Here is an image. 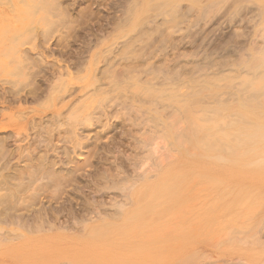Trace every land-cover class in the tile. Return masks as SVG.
Instances as JSON below:
<instances>
[{
	"label": "rangeland",
	"instance_id": "rangeland-1",
	"mask_svg": "<svg viewBox=\"0 0 264 264\" xmlns=\"http://www.w3.org/2000/svg\"><path fill=\"white\" fill-rule=\"evenodd\" d=\"M5 1L0 0L3 3L0 4V121L4 117L9 122L6 121L4 130L0 128V139L4 143L0 140V184L5 189L7 183L14 185L19 181L23 184L28 181L26 184L31 188L38 186L35 192L32 189L23 192L30 194H24L28 200L39 196L34 199L36 203L31 205L32 208L27 211L24 209V212L23 209L18 210L21 212L16 211L22 213V222L25 220L23 223L27 229H32L40 219L43 225L48 220L52 225L55 224L53 228L60 231H51L58 236L65 233L60 238L56 237L58 241L54 238L50 243L58 253L56 248L71 245L76 236L79 241H87L94 233L91 235L88 228H97L94 234H97L99 245L98 264H127L133 262V256H140L141 253L146 260L148 254H144L148 252V256H151L150 249L156 250L153 255L156 253L169 258L168 264H264V161L261 168L258 165L260 156H264V86L254 89L249 85V79L260 80V85L264 83V0ZM60 65L63 69L59 68ZM35 86L37 94L33 97L28 93L33 98L24 96L29 88ZM22 87L26 89L25 93ZM90 101L94 104H90ZM186 103L189 104L184 108ZM239 103L245 109L254 111L252 114L256 119L251 126L257 127L263 134H259L261 138L242 136L233 139L235 142L254 143L248 150L249 154L244 152L251 170L235 188L236 193L246 191L237 196L238 202L233 210L224 206L232 200L229 189L228 192L226 188L220 193L214 184L210 189H205L204 179L197 177L191 180L187 188L173 193V199L166 197V203L159 205L158 211H149L143 226L128 231L112 227L114 223L123 224L125 209L133 207L132 191L141 190L145 178L153 181L162 168L174 162L179 150L189 149L190 146L186 145L189 143L185 141L189 139L186 128L189 117L185 112L190 107L196 114L210 117L215 113H212L216 111L215 108L225 105L234 107ZM54 106L60 108L59 114L52 111ZM102 111L107 113L105 117L101 115ZM231 111H226L222 115L223 119H236L237 113ZM17 114H21L22 118H14ZM128 117L130 120L126 119ZM24 118L28 125L24 124ZM31 118H36L33 128L27 122H31ZM100 119L103 121L101 128L98 126ZM89 121H92L90 126ZM50 125H54L53 129ZM46 127L53 131L57 127V130L52 132L54 135L48 134L50 130L47 131ZM95 130L99 136L94 133ZM81 131H88L89 136L82 137ZM62 133L63 138L66 137L63 142ZM74 139L78 141L76 145ZM182 139L185 146H182ZM177 140H182L180 143L183 148L177 145ZM18 144L22 145L20 149L16 148ZM140 144H144L142 148ZM223 145L227 149L228 142L225 141ZM71 146L76 147L74 151ZM226 161L232 164L230 158ZM47 171H52L51 175L48 172L45 176ZM26 172L29 174L24 175ZM52 173L57 178H52ZM39 176L44 177L41 179ZM1 179H4V184ZM3 191L0 194L5 193ZM124 205L127 207L124 208ZM223 206L226 209H221ZM208 210L212 211L211 214H206ZM0 220L4 230L9 225L19 228V225H11L6 219ZM95 223L99 227H93ZM41 227L39 229L42 232L48 228L46 225ZM6 247L1 245L0 253L4 249L8 252L0 254V262L3 261L0 264H19L18 258L9 256L17 253V248ZM38 253L35 255L38 256ZM174 254L175 257H172ZM33 256L31 254L28 257L30 264H33ZM25 260L20 261L30 262Z\"/></svg>",
	"mask_w": 264,
	"mask_h": 264
},
{
	"label": "bare ground",
	"instance_id": "bare-ground-1",
	"mask_svg": "<svg viewBox=\"0 0 264 264\" xmlns=\"http://www.w3.org/2000/svg\"><path fill=\"white\" fill-rule=\"evenodd\" d=\"M2 1V0H1ZM5 1V0H4ZM42 1V0H41ZM45 1V0H44ZM6 2V1H5ZM43 3V2H42ZM0 4H3V3H0ZM34 35V32L31 34V36H33ZM29 36H30V34H29ZM26 38V37H25ZM20 39H22V38H20ZM42 56H45V55H42ZM29 58H31V57H29ZM262 58H263V56H262ZM33 59V58H32ZM47 61V60H46ZM47 63V62H46ZM59 65V64H58ZM17 66V65H16ZM65 66V65H64ZM89 67L91 66V65H88ZM68 67V66H67ZM59 68H61V65H60V67ZM92 68V67H91ZM52 69V68H51ZM61 69H63V68H61ZM42 70V69H41ZM54 70V69H53ZM65 70H66V67H65ZM87 70V69H86ZM88 70H90V69H88ZM89 72V71H88ZM48 75V74H47ZM93 75V74H92ZM53 76H55V75H53ZM46 77V76H45ZM51 79V78H50ZM255 79V78H254ZM251 81H253L252 83H251ZM260 81V80H259ZM259 81H257V80H251V79H249V85H251V87L252 88H254V89H257V87H260V86H264L263 84L264 83H262L261 85H260V83H259ZM89 82V80H87V83ZM94 82V81H93ZM262 82H264V80L262 81ZM89 83H92V82H89ZM94 83H97V81L96 82H94ZM36 84V83H35ZM32 85V84H31ZM91 85H93V83L91 84ZM30 86V85H29ZM94 86V85H93ZM92 86V87H93ZM90 87V86H89ZM18 88V87H17ZM29 88V87H28ZM40 88H42V87H40ZM64 88V87H63ZM80 88V87H79ZM83 88V87H82ZM101 88V87H100ZM99 87H98V89H100ZM14 88H12L11 90H13ZM21 89V88H20ZM30 89V90H29ZM27 91H26V93H25V90L26 89H24V87H22V90H24V93H25V95L24 96H27V95H29L30 96V94H31V96H35L36 94H37V86H35L34 88H29ZM64 89H67L66 87L64 88ZM69 89V88H68ZM91 89V88H90ZM10 90V89H9ZM10 90V91H11ZM16 90V89H15ZM40 90V89H39ZM63 90V89H62ZM70 90V89H69ZM73 90H74V88H73ZM104 90V89H103ZM174 90V89H173ZM4 91V90H3ZM20 91V90H19ZM51 91H53V90H51ZM66 91V90H65ZM82 91V90H81ZM102 91V90H101ZM175 91V90H174ZM13 92V91H12ZM39 92V91H38ZM67 92V91H66ZM86 92H88V90L86 91ZM85 92V93H86ZM97 92V91H96ZM95 92V93H96ZM5 93V92H4ZM6 93H7V91H6ZM10 93V92H9ZM15 93V92H14ZM28 93H30V94H28ZM53 93V92H52ZM81 93V92H80ZM186 93V92H185ZM23 94V93H22ZM59 94V93H58ZM69 94V93H68ZM82 94H83V92H82ZM4 95V94H3ZM9 95V94H8ZM7 95V96H8ZM19 95V94H18ZM52 95V94H51ZM60 95V94H59ZM62 95V94H61ZM67 95V94H66ZM74 95V94H73ZM72 95V96H73ZM90 95V94H89ZM30 96V97H31ZM71 96V95H70ZM85 96V95H84ZM84 96H83V98H84ZM33 97H31V98H33ZM47 97V96H46ZM90 97V96H89ZM93 97V96H92ZM5 97L3 96V99H4ZM37 98V97H36ZM64 98V97H63ZM23 99V98H22ZM47 100H48V98H46ZM77 99V98H76ZM91 99V98H90ZM96 99V98H95ZM39 100V99H38ZM5 101V100H4ZM31 101V100H30ZM85 101V100H84ZM179 101V100H178ZM12 102V101H11ZM17 102V101H16ZM21 102V101H20ZM73 102V101H72ZM91 102L92 101H90V104H91ZM184 102V101H183ZM183 102H181V103H183ZM187 102V101H186ZM239 102V101H238ZM18 103V102H17ZM89 103V102H88ZM93 103V102H92ZM95 103H96V101H95ZM105 103V102H104ZM180 103V104H181ZM185 103V102H184ZM4 104V102L2 101V106H4L3 105ZM20 104V103H19ZM90 104H88V105H90ZM94 104V103H93ZM97 104V103H96ZM187 104H189V103H186L185 105H183L184 106V108H185V106L187 105ZM243 104V103H242ZM1 105V104H0ZM52 105H54V104H52ZM69 105H70V103H69ZM233 105V104H232ZM235 105V104H234ZM245 105V104H244ZM56 106V105H55ZM54 106V108H53V112H55V114H59V112H60V108H56ZM123 106V105H122ZM194 106V105H193ZM52 107V106H51ZM50 107V108H51ZM85 107H86V105H85ZM84 107V108H85ZM90 107V106H89ZM94 107H95V105H94ZM102 107V106H101ZM119 107H121V106H119ZM182 107V106H181ZM190 107V106H189ZM195 107V106H194ZM2 108V107H1ZM49 108V109H50ZM81 108V107H80ZM83 108V107H82ZM87 108V107H86ZM85 108V109H86ZM96 108H98V107H96ZM116 108V107H115ZM114 108V109H115ZM122 108V107H121ZM193 108V107H192ZM246 108H247V106H246ZM46 109V108H45ZM48 109V108H47ZM65 109V108H64ZM85 109H84V112H85ZM92 109V108H91ZM102 109V108H101ZM230 109V110H229ZM2 110V109H1ZM11 110V109H10ZM82 110V109H81ZM80 110V111H81ZM90 110V109H89ZM88 110V111H89ZM93 110V109H92ZM106 110V109H105ZM115 110H119V109H115ZM132 110V109H131ZM134 110V109H133ZM132 110V111H133ZM183 110V109H182ZM211 110V109H210ZM210 110H208L207 112H209ZM214 110V109H213ZM213 110H211V111H213ZM215 110L216 111H213L212 113H214L213 115H209L210 117H207L206 116V114H196L194 111H193V109H191V107H190V110H188V112H185V113H188V119H189V122H188V120H187V122H188V124L186 125V128H187V131H188V134H189V139L188 140H185V141H187L186 143H189V144H186V145H189L190 147H189V149H181V150H179V153L177 154L178 156L177 157H175L174 159V162L173 163H171L170 165H168V166H166L165 168H162V170L160 171V173L159 174H157V177L153 180V181H149L148 179L146 180V178L144 179V184L142 185V184H140V185H142V187H141V190L140 189H137V191H136V189H135V191H132V189H131V191L133 192V195H131L132 197H134L132 200H133V203H132V205L131 206H133V207H130V208H128V209H125L126 211H125V213H124V217H123V224H118V223H114V224H111L112 225V227L113 226H115L116 228H117V230L120 228V230H125V231H128V230H132V229H135L136 227H138V226H140V225H144L145 223H146V215L148 214V212L149 211H154V212H156V211H158L159 210V205H161V204H163V203H166V197L167 198H169V199H173V193H176V192H179L180 190H183V189H185V188H187L188 186H189V183L191 182V180H193L194 178H197V177H202L203 179H204V188L205 189H210L211 187H212V185L214 184V185H216L217 187H218V189L221 191L220 193H222L223 192V190H225L226 188H227V192H228V189L230 190L229 192H228V194H229V196H232V200L230 201V202H228V204L226 205H224L226 208H228L229 210H233L234 209V205H236V203L238 202L237 201V196H239V195H243V192L245 193V191L244 190H242V191H237V193L235 192V188H236V186L237 185H239V183H241L242 182V179H243V177L245 176V174L248 172V170H251L250 169V167H249V162L247 161V159H245V157H244V152L246 151V153H248L249 151V149H250V147L252 146V145H254V143L252 142V141H245V142H235L233 139H235V137H242V136H248L250 139L251 138H253L254 136L256 137H258V138H261L262 137V135H259V134H263L262 132L263 131H259V130H257L256 128L257 127H255V126H251V125H253V120H255L256 119V116L254 117V115L252 114L254 111L252 110L251 111V109L250 110H247V109H245L244 108V106H242L240 103L236 106H234V107H228L227 105H225V106H222V107H219L218 109H216L215 108ZM231 110H233V111H231ZM3 111V110H2ZM19 111H21V110H19ZM23 111H25V109L23 110ZM45 111V110H44ZM51 111V110H50ZM63 111V110H62ZM71 111V110H70ZM69 111V112H70ZM117 111H115V112H117ZM226 111H231V112H236L237 113V118H236V115H235V118L236 119H233V120H230L229 118H227V120H229V121H226L225 119H223L224 117L222 116V115H224V113L226 112ZM5 112V111H4ZM103 112V111H102ZM108 112V111H107ZM112 112V111H111ZM12 113H14V111L12 112ZM20 113V112H19ZM18 113V114H19ZM24 113V112H23ZM46 113V112H45ZM75 113H77V112H75ZM86 113H87V111H86ZM142 113V112H141ZM10 114V113H9ZM15 115L14 116V118L16 117V116H21V114L20 115ZM26 114V117H27V113H25ZM33 114V113H32ZM31 114V115H32ZM40 114V113H39ZM61 114V113H60ZM99 114H101V112L99 113ZM108 114H110V111L108 112ZM229 114V113H228ZM232 113H230V115H231ZM24 115V114H23ZM76 115H78V114H76ZM82 115V114H81ZM102 116H106L107 115V113H102L101 114ZM137 115V114H136ZM226 115V114H225ZM9 115H7V117H8ZM59 116V115H58ZM62 116H64V115H62ZM61 116V117H62ZM73 116V115H72ZM84 116V115H83ZM117 116V115H116ZM6 117V118H7ZM30 117V116H29ZM52 118H54L53 116H51ZM51 117H49V118H51ZM60 117V116H59ZM74 117V116H73ZM77 117V116H76ZM80 117V116H79ZM88 117V116H87ZM86 117V118H87ZM92 117V116H91ZM101 117V116H100ZM21 118H22V116H21ZM33 118V117H32ZM31 118V122L30 121H27L28 123H29V127H31V128H33L34 127V125H33V122L35 121L34 119H36V118H34V119H32ZM38 118V117H37ZM69 118V117H68ZM85 118V119H86ZM90 118V117H89ZM95 118V117H94ZM103 118V117H102ZM112 118H114L115 119V117H112ZM121 118V117H120ZM65 119V118H64ZM71 118H69V120H70ZM82 119V118H81ZM88 119V118H87ZM86 119V120H87ZM99 119V118H98ZM126 119H129V117L128 118H126ZM136 119V118H135ZM140 119H142V118H140ZM4 120V121H3ZM9 119L7 118V120L6 121H8ZM14 120V119H13ZM13 120H12V122H13ZM19 120H20V118H19ZM29 120V119H28ZM34 120V121H33ZM38 120V119H37ZM52 120V119H51ZM61 120V119H60ZM68 120V121H69ZM97 120V119H96ZM95 120V121H96ZM105 120V119H104ZM107 120H109V119H107ZM107 120H106V122H107ZM130 120V119H129ZM6 121H5V119H4V117L1 119V121H0V128L2 127V129H3V126L4 125H6ZM15 121H18V120H15ZM21 121V120H20ZM20 121H18V122H20ZM66 121H67V119H66ZM71 121V120H70ZM68 122V123H71V122ZM126 121V120H125ZM3 122H5V123H3ZM9 122V121H8ZM23 122V121H22ZM26 122V120H25V118H24V124H26L25 123ZM37 122V121H36ZM36 122L34 123V124H36ZM39 122V121H38ZM92 122V121H91ZM90 121H89V126H90V123H91ZM98 122H99V125L98 126H100V128H101V126H103V121L100 119V120H98ZM122 122V121H121ZM120 122V123H121ZM128 122V121H127ZM137 122H138V120H137ZM140 122V121H139ZM51 123H54L53 121L51 122ZM75 123H76V121H75ZM74 123V124H75ZM104 123H105V121H104ZM115 123V122H114ZM124 123V122H123ZM133 123V122H132ZM252 123V124H251ZM14 124V123H13ZM17 124V123H16ZM55 124H56V122H55ZM54 124V125H55ZM72 124V127H74V125H73V123H71ZM80 124V123H79ZM88 124V123H87ZM97 124V123H96ZM110 124V123H109ZM108 124V125H109ZM116 124V123H115ZM134 124V123H133ZM136 124V123H135ZM260 125H262V123H259ZM26 125H28V124H26ZM47 125V124H46ZM54 125H52V126H54ZM59 125V124H58ZM62 125V127H63V125H64V123L63 124H61ZM95 125V124H94ZM106 125V124H105ZM256 125V124H255ZM41 126V125H40ZM49 126V125H48ZM51 126V125H50ZM51 126V128L53 129V127ZM77 126V125H76ZM80 126V125H79ZM78 126V127H79ZM86 126V125H85ZM113 126V125H112ZM171 126V125H170ZM173 126V125H172ZM21 127V126H20ZM72 127H71V130L73 131V129H72ZM19 128V127H18ZM44 128V127H43ZM47 128V131H48V127H46ZM57 128V127H56ZM54 129V131L55 130H57V129ZM65 128V127H64ZM89 128V127H88ZM91 128V127H90ZM132 128V127H131ZM14 129V128H13ZM23 129V128H22ZM21 129V130H22ZM51 129V130H52ZM60 129V128H59ZM67 129V128H66ZM87 129V128H86ZM4 130V129H3ZM50 130V129H49ZM50 130V132L48 131V134L49 133H54V131L52 130L51 131ZM69 130H70V128H69ZM70 130V131H71ZM91 130V129H90ZM98 130V129H97ZM100 130V129H99ZM102 131H103V129H101ZM107 130V129H106ZM105 130V131H106ZM112 130V129H111ZM174 130H176V132H177V129H175L174 128ZM61 131H63V128H62V130ZM65 131H67V130H65ZM71 131V133H73ZM84 131V130H83ZM96 131V130H95ZM108 131V130H107ZM33 132H35V131H33ZM58 133H60L61 134V132L60 131H57ZM56 132V133H57ZM69 132V131H68ZM74 132H75V130H74ZM82 132V131H81ZM91 132H93V131H91ZM115 132V131H114ZM113 132V133H114ZM31 133H32V131H31ZM52 133V134H53ZM56 133H55V135H56ZM57 133V134H58ZM64 133H66V132H64ZM64 133H62V138H63V135H64ZM83 133V132H82ZM87 133V134H86ZM86 133H83L81 136L83 137V136H89V134H88V131L86 132ZM96 135H98L99 134V132L98 131H96V132H94ZM109 133V132H108ZM112 133V134H113ZM173 133H175L174 131H173ZM11 134V133H10ZM33 134V133H32ZM36 134H37V132H36ZM60 134H58V135H60ZM67 134V133H66ZM65 134V135H66ZM69 134V133H68ZM24 135H27V134H25L24 133ZM30 135V134H29ZM41 135V134H40ZM54 135V134H53ZM72 135V134H71ZM70 135V136H71ZM109 135V134H108ZM12 136V135H11ZM31 136V135H30ZM39 136V135H38ZM43 136H44V134H43ZM61 136V135H60ZM67 136V135H66ZM93 136V135H92ZM99 136V135H98ZM253 136V137H252ZM16 137H17V135H16ZM26 137H28V136H26ZM34 137V136H33ZM35 137H37V136H35ZM34 137V138H35ZM58 137V136H57ZM65 137V136H64ZM68 137V136H67ZM96 137V136H95ZM94 137V138H95ZM105 137V136H104ZM143 137V136H142ZM11 138V137H10ZM20 138V137H19ZM18 138V140H20L21 139V143H22V138H20L19 139ZM30 138V137H29ZM29 138H27V139H29ZM38 138V137H37ZM43 138V137H42ZM55 138H56V136H55ZM61 138V140H62V142L65 140V138H63L62 139ZM71 138V137H70ZM94 138H93V140H94ZM113 138V137H112ZM145 138H146V136H145ZM2 139H3V137H2ZM12 139V138H11ZM44 139V138H43ZM237 140H238V138H236ZM249 139V140H250ZM1 140V139H0ZM37 140V139H36ZM39 140H41V137L39 138ZM67 140V139H66ZM84 140V139H83ZM91 140V139H90ZM102 140H103V138H102ZM107 140V139H106ZM150 140V139H149ZM183 140V139H182ZM182 140H177V145L178 144H180V145H178V146H180V148H183V147H181V141ZM3 140H1V142H2ZM9 141V140H8ZM15 141H16V139H15ZM25 141V140H24ZM69 141V140H68ZM71 141V140H70ZM79 141H80V139H79ZM92 141V140H91ZM96 141V140H95ZM99 141V140H98ZM114 141V140H113ZM145 141V139L143 140V142ZM184 141V140H183ZM185 141L184 142H182V146H185L184 144H185ZM225 141H227L228 142V147H227V149H225V146L223 145L224 144V142ZM36 142V141H35ZM51 142V141H50ZM49 142V143H50ZM58 142V141H57ZM56 142V143H57ZM93 142V141H92ZM101 142V141H100ZM99 142V143H100ZM103 142V141H102ZM3 143V142H2ZM12 143V142H11ZM18 143V142H17ZM38 143V142H37ZM49 143H47V144H49ZM65 143V142H64ZM66 143H67V141H66ZM75 145L78 143V141L76 140V139H74V142H73ZM94 143V142H93ZM111 143V142H110ZM146 143V142H145ZM13 144V143H12ZM29 144V143H28ZM27 144V145H28ZM34 144V143H33ZM51 144H53V143H51ZM55 144V143H54ZM60 144H61V142H60ZM67 144H69V143H67ZM81 144V143H80ZM79 144V145H80ZM98 144V143H97ZM102 144V143H101ZM226 144V143H225ZM246 146H245V145ZM3 145H4V143H3ZM50 145V144H49ZM63 145H65V144H63ZM78 145V146H79ZM141 145V144H140ZM144 145V144H143ZM143 145H141V148H142V146ZM1 146H2V144H1ZM20 146H22V145H20V144H18L17 145V147L16 148H19L20 149ZM62 146V145H61ZM82 146V145H81ZM85 146V145H84ZM95 146V145H94ZM93 146V147H94ZM104 146V145H103ZM107 146H108V144H107ZM110 146V145H109ZM30 147V146H29ZM35 147V146H34ZM33 147V148H34ZM48 148H50V146H47ZM68 147V146H67ZM72 147V149H73V151H74V148H76V147H73V146H71ZM80 147V146H79ZM83 147V146H82ZM1 148H3V146L1 147ZM179 148V149H180ZM186 148V147H185ZM30 149V148H29ZM52 149V148H51ZM55 149V148H54ZM53 149V150H54ZM92 149V148H91ZM253 149V148H252ZM251 149V150H252ZM3 150V149H2ZM12 150V149H11ZM47 150H49V149H47ZM88 150V149H87ZM107 150V149H106ZM111 150V149H110ZM23 151V150H22ZM25 151H27V150H25ZM32 151V150H31ZM64 151H67V149L66 150H64ZM64 151H63V153H64ZM75 151H76V149H75ZM113 151V150H112ZM10 152V151H9ZM97 152H98V150H97ZM106 152V151H105ZM118 152V151H117ZM17 153V152H16ZM28 153V152H27ZM52 153V152H51ZM54 153V152H53ZM58 153V152H57ZM82 153H83V151H82ZM93 153V152H92ZM111 153V152H110ZM245 153V154H246ZM250 153V152H249ZM248 153V154H249ZM99 154V153H98ZM107 154V153H106ZM109 154V153H108ZM114 154H115V152H114ZM114 154H111V155H113V156H115ZM117 154V153H116ZM119 154V153H118ZM20 155V154H19ZM44 156H46L45 154H43ZM73 155H75V154H73ZM84 155V154H83ZM88 155H90V154H88ZM101 155V154H100ZM111 155H110V157H111ZM170 155V154H169ZM168 155V156H169ZM2 156H4V154L2 155ZM8 156H9V154H8ZM28 156V155H27ZM38 156V155H37ZM52 156V155H51ZM57 156V155H56ZM67 156V155H66ZM69 156H70V154H69ZM86 156V155H85ZM99 155H97V157H98ZM7 157V156H6ZM5 157V158H6ZM15 157V156H14ZM24 157V156H23ZM30 157V156H29ZM58 157V156H57ZM56 157V158H57ZM81 157V156H80ZM90 157V156H89ZM170 157V156H169ZM2 158V157H1ZM4 158V159H5ZM10 158V157H9ZM34 158V157H33ZM49 158V157H48ZM54 158V157H53ZM71 158V157H70ZM101 158V157H100ZM102 158H103V156H102ZM109 158V157H108ZM115 158V157H114ZM229 158L232 160V164L231 165H229L228 164V162H230V161H226L227 159L229 160ZM4 159H3V161H4ZM24 159V158H23ZM51 159V158H50ZM80 159V158H79ZM112 159V158H111ZM21 160V159H20ZM46 160H47V158H46ZM49 160V159H48ZM47 160V161H48ZM70 160V159H69ZM68 160V161H69ZM87 160V159H86ZM164 160H165V158H164ZM31 161V160H30ZM29 161V162H30ZM33 161V160H32ZM39 161V160H38ZM41 161V160H40ZM46 161V162H47ZM50 161V160H49ZM48 161V162H49ZM53 161V160H52ZM65 161H67L66 159H65ZM71 161V160H70ZM264 161V156H260V159L258 160V165L260 166L261 165V163ZM37 162V161H36ZM77 162V161H76ZM227 162V163H226ZM45 163V162H44ZM58 163V162H57ZM68 163V162H67ZM74 163V162H73ZM72 163V164H73ZM84 163V162H83ZM1 164H3V163H1ZM6 164V163H5ZM34 164H35V162H34ZM40 164V163H39ZM51 164H52V162H51ZM80 164V163H79ZM82 164V163H81ZM163 164V163H162ZM161 164V165H162ZM4 165V164H3ZM2 165V166H3ZM31 165H32V163H31ZM30 165V166H31ZM38 165V164H37ZM45 165V164H44ZM49 165V164H48ZM47 165V166H48ZM54 165V164H53ZM74 165V164H73ZM87 165V164H86ZM117 165V164H116ZM1 166V167H2ZM17 166V165H16ZM29 166V167H30ZM35 166V165H34ZM39 166V165H38ZM63 166V165H62ZM79 166V165H78ZM83 166V165H82ZM81 166V167H82ZM89 166V165H88ZM158 166H160V165H158ZM24 167V166H23ZM23 167H20L21 168V170H23L22 168ZM33 167V166H32ZM45 167H46V165H45ZM44 167V168H45ZM57 167V166H56ZM60 167V166H59ZM77 167V166H76ZM108 167V166H107ZM111 167V166H110ZM262 167V165L260 166V168ZM11 168V167H10ZM19 168V169H20ZM48 168V167H47ZM62 168V167H61ZM106 168V167H105ZM119 168V167H118ZM158 168V167H157ZM5 169V168H4ZM7 169V168H6ZM29 169H31V168H29ZM82 169V168H81ZM84 169V168H83ZM87 169V168H86ZM90 169V168H89ZM88 169V170H89ZM94 169V168H93ZM114 169V168H113ZM160 169V168H159ZM15 170V169H14ZM17 170V169H16ZM20 170V171H21ZM32 170H33V168H32ZM40 170V169H39ZM48 170V169H47ZM68 170V169H67ZM75 170V169H74ZM106 170V169H105ZM121 170V169H120ZM17 171H19V170H17ZM19 171V172H20ZM26 171V170H25ZM24 171V172H25ZM34 171V170H33ZM43 171V170H42ZM56 171V170H55ZM90 171V170H89ZM108 171V170H107ZM134 171V170H133ZM13 172V171H12ZM11 172V173H12ZM23 172V171H22ZM21 172V173H22ZM29 172V171H28ZM45 172V171H44ZM49 171H47L44 175L46 176L47 175V173H48ZM50 172H52V171H50ZM49 172V173H50ZM64 172H66V171H64ZM110 172V171H109ZM115 172H117V171H115ZM125 172V171H124ZM10 173V176L12 175V174H14V172L11 174ZM18 173V172H17ZM27 173V172H26ZM38 174L40 173L39 171L37 172ZM58 173V172H57ZM73 173V172H72ZM74 173H75V171H74ZM79 173H80V171H79ZM85 172L83 171V174H84ZM118 173V172H117ZM134 173V172H133ZM29 173H27V174H24V175H28ZM31 174V173H30ZM53 174V173H52ZM77 174V173H76ZM101 173H99V175H100ZM109 174H111V173H109ZM22 176H23V174H21ZM33 175V174H32ZM43 175V174H42ZM50 175H51V173H50ZM86 175V174H85ZM94 175V174H93ZM113 175V174H112ZM116 175V174H115ZM140 175V174H139ZM155 175V174H154ZM54 176V177H53ZM53 176H51L52 178H57V176L55 177V175L53 174ZM83 176V175H82ZM111 176V175H110ZM120 176V175H119ZM122 176V175H121ZM131 176V175H130ZM17 177H19V176H17ZM25 177V176H24ZM29 177L31 178V176L29 175ZM33 177V176H32ZM40 177V176H39ZM44 177V176H43ZM42 177V178H43ZM143 177V176H142ZM145 177V176H144ZM1 178H3V177H1ZM5 178H6V176H5ZM26 178H28L27 176H26ZM41 178V177H40ZM41 178V179H42ZM58 178H59V176H58ZM61 178H62V176H61ZM92 178V177H91ZM90 178V179H91ZM94 178V177H93ZM102 178V177H101ZM100 177H99V179H101ZM115 178V177H114ZM136 178H138V176L136 177ZM149 178V177H148ZM20 179V178H19ZM32 179V178H31ZM35 179V178H34ZM49 179V178H48ZM63 179V178H62ZM74 179V178H73ZM110 179V178H109ZM2 180V179H1ZM4 180V179H3ZM2 180V181H3ZM20 180H22V178L20 179ZM36 181L38 180V179H35ZM35 180L33 181V182H35ZM40 180V179H39ZM38 180V181H39ZM139 181H140V178L138 179ZM146 180V181H145ZM10 181V180H9ZM41 181V180H40ZM49 181V180H48ZM137 181V180H136ZM6 182H8V180L6 181ZM26 182H28V181H25V184H26ZM30 182V181H29ZM31 182H32V180H31ZM43 182V181H42ZM135 182V181H134ZM2 184H4V181L3 182H1ZM13 183V182H12ZM51 183V182H50ZM138 183V182H137ZM141 183H143V182H141ZM8 185L6 186V189L5 188H3V187H5V186H3L2 187V185L0 184V186H1V188H3V190H5V193H3L4 191L0 188V190L1 191H3L1 194H0V219H6V220H8V221H6V222H9L10 221V223L9 224H16V225H19V228H14L13 226L12 227H10V225L9 226H6V227H9L8 229H6V230H4L5 229V227H3V226H0V248H1V245H3V248L4 247H6V246H4V245H9V246H7L6 248H8V247H13L15 250H16V248H17V253H15L14 255L11 253V255H9V256H12L11 258H13V256H15L13 259H15V258H18V260L17 261H19L20 263L21 262H23L22 264H25V263H31V260H30V258L28 259V257L29 256H31V254L32 255H34L33 257V259L35 260V258H36V262L33 260V264H60V263H68V264H98L99 263V251H98V248H99V245H98V240H97V238H96V235L97 234H94L95 232H97V228H88L89 230H90V234L92 233V232H94V233H92L93 235H95V237L92 235L91 237H89V238H87L88 240L87 241H84V242H82V241H79L78 239H79V237H75V239L77 240H75L74 242H72V244L71 245H69V246H66V247H61V248H56L57 249V251H58V253L57 252H55L56 250H55V248H53V246H52V244H50L52 241H53V239L54 238H56V237H58V238H60L61 236H63L62 234L64 233H60V235L61 236H58V235H56V233H54V231L57 229H55V228H53L54 226L53 225H55V224H53L52 225V223H49L48 221H47V218H46V221H47V224H44V225H46V226H48V228L44 231L43 230V232L41 231V229H39V227H43L44 225H43V222H42V220L40 219V217H39V219L41 220H39V221H37V224H35L33 227H32V229L30 228L29 230L27 229L28 227H26V224H24L23 222L25 221H23L22 222V213H17L16 211H18L19 209H23V212H24V209H25V211H27V210H29V209H31L32 207H31V205H33L34 203H36L35 201H34V199H38L39 198V196H38V198H34L33 200H30V198H29V200L28 199H26L27 197V195L28 194H25L26 193V191H28V190H30V189H32V191H37L38 190V186H35L34 185V187H32L31 188V186H27V184L25 185V184H23V182H21V181H19L18 183H15L14 185H10L9 183H7ZM73 184V183H72ZM61 185V184H60ZM59 184H58V186H60ZM95 185V184H94ZM40 186V185H39ZM42 186V185H41ZM50 186H52V185H50ZM55 186H57V185H55ZM54 186V187H55ZM62 186H63V183H62ZM134 186V185H133ZM44 187V186H43ZM53 187V186H52ZM82 187V186H81ZM241 187V186H240ZM65 188V187H64ZM143 188V189H142ZM245 188V187H244ZM46 189V188H45ZM61 189V188H60ZM60 189L58 190V191H60ZM74 189V188H73ZM130 189V188H129ZM64 190V189H63ZM72 190V189H71ZM98 190V189H97ZM237 190V189H236ZM239 190H241V189H239ZM248 190V189H247ZM0 191V192H1ZM31 191V192H32ZM46 191H47V189H46ZM51 191V190H50ZM49 191V192H50ZM74 191V190H73ZM76 191V190H75ZM93 191V190H92ZM23 192H25L24 194L26 195V196H24V194H23ZM52 192V191H51ZM66 192V191H65ZM81 192V191H80ZM132 192H131V194H132ZM30 193V192H29ZM39 193H40V191H39ZM84 193V192H83ZM220 193H217L218 195H220ZM248 193V192H247ZM21 194H23V195H21ZM41 194H42V192H41ZM40 194V195H41ZM50 194V193H49ZM59 194H61V193H59ZM85 194V193H84ZM127 194V193H126ZM52 195V194H51ZM50 195V196H51ZM62 195V194H61ZM66 195V194H65ZM217 195V196H218ZM28 196H30V194L28 195ZM36 196V195H35ZM85 196V195H84ZM83 196V197H84ZM126 198V200L128 199L127 198V196H125ZM129 197V196H128ZM131 197V198H132ZM27 200V201H25V202H23L25 199ZM46 198V197H45ZM54 198V197H53ZM124 198V197H123ZM122 198V199H123ZM239 198V197H238ZM44 199V198H43ZM47 199V198H46ZM83 199V198H82ZM108 199H110V198H108ZM116 199V198H115ZM115 199H114V201H115ZM122 199H121V201H122ZM124 199V200H125ZM240 199V198H239ZM64 200H65V198H64ZM68 200V199H67ZM71 200V199H70ZM111 200V199H110ZM109 200V201H110ZM120 200V199H119ZM117 201V202H121V201ZM29 201H30V203H29ZM37 201V200H36ZM43 201V200H42ZM57 201V200H56ZM113 201V200H112ZM27 202H28V204H27ZM67 202V201H66ZM93 202V201H92ZM106 202V201H105ZM48 203V202H47ZM79 203V202H78ZM91 203V202H90ZM114 203V202H113ZM123 203V202H122ZM125 203H127V202H125ZM125 203H123V204H125ZM131 203V202H130ZM81 204V203H80ZM95 204V203H94ZM105 204H107V202L105 203ZM111 204V203H110ZM134 204V205H133ZM20 205V206H19ZM45 205V204H44ZM68 205H69V203H68ZM91 205H93V204H91ZM117 205H119L118 203H117ZM121 205V204H120ZM119 205V206H120ZM35 206V205H34ZM70 206V205H69ZM80 206V205H79ZM89 206H90V204H89ZM102 206H104L103 204H102ZM112 206V205H111ZM125 206L126 205H124V208H125ZM222 207L221 209H226L225 207ZM40 207V206H39ZM49 207V206H48ZM71 207V206H70ZM84 207V206H83ZM123 207V206H122ZM127 207V206H126ZM208 206H206V208H207ZM78 208V207H77ZM88 208V207H87ZM205 207H204V209H206ZM36 209V207L34 208V210ZM40 209V208H39ZM43 209V208H42ZM80 209V208H79ZM95 209V208H94ZM123 209V208H122ZM33 210V211H34ZM37 210V209H36ZM35 210V211H36ZM41 210V209H40ZM78 210V209H77ZM96 210H97V207H96ZM22 211V210H21ZM21 211H18V212H21ZM46 211V210H45ZM98 211V210H97ZM102 211V210H101ZM104 211V210H103ZM217 211V210H216ZM41 212V211H40ZM44 212V211H43ZM206 212V211H205ZM211 210L209 211H207V213L206 214H211ZM218 212V211H217ZM27 213V212H26ZM53 213V212H52ZM56 213V212H55ZM64 213V212H63ZM62 213V214H63ZM69 213V212H68ZM72 213V212H71ZM76 213V212H75ZM96 213V212H95ZM107 213V212H106ZM109 213V212H108ZM111 213V212H110ZM31 214V213H30ZM30 214H27V216L28 215H30ZM35 214V213H34ZM38 214V213H37ZM47 214V213H46ZM54 214V213H53ZM66 214V213H65ZM74 214V213H73ZM84 214H86V213H84ZM83 214V215H84ZM97 214V213H96ZM95 214V215H96ZM99 214V213H98ZM206 214H205V216H204V218H206ZM113 215V214H112ZM23 216H24V214H23ZM58 216V215H57ZM78 216H79V214H78ZM89 216V215H88ZM94 216V215H93ZM109 216H110V214H109ZM44 217H46V216H44ZM43 217V218H44ZM72 217H74V216H72ZM76 218H77V216H75ZM102 217V216H101ZM32 218V217H31ZM80 218V217H79ZM85 218V217H84ZM97 218H99V216L97 215ZM104 218V217H103ZM24 219V218H23ZM29 219V218H28ZM38 219V218H37ZM50 219V218H49ZM78 219V218H77ZM91 219H95V218H91ZM102 219V218H101ZM36 220V219H35ZM34 220V222H36ZM44 220V219H43ZM53 220V219H52ZM82 220V219H81ZM85 220V219H84ZM96 220V219H95ZM135 220V221H134ZM1 221V220H0ZM28 221V220H27ZM50 221H51V219H50ZM69 221V220H68ZM77 221H79V220H77ZM88 221H89V219H88ZM2 222V221H1ZM65 222V221H64ZM85 223H86V221H84ZM5 223V222H4ZM45 223V222H44ZM62 223V222H61ZM60 223V224H61ZM77 223V222H76ZM91 223H93V221L91 222ZM98 223V222H97ZM97 223H95L96 224V226H93V227H99V226H97ZM6 224V223H5ZM78 224H81L80 222L78 223ZM78 224H76V226L78 225ZM82 224H83V222H82ZM89 225H91L90 223H88ZM116 224H118V225H116ZM31 225L32 224H30L29 225V227H31ZM58 225V224H57ZM70 225V224H69ZM87 225V224H86ZM98 225H100V224H98ZM15 226V225H14ZM25 226V227H24ZM28 226V225H27ZM88 226V225H87ZM41 227V228H42ZM57 227V226H56ZM111 227V226H110ZM24 229V232L22 231V229ZM26 228V229H25ZM74 228V227H73ZM116 228H114V229H116ZM54 230V231H51V230ZM61 229V228H60ZM77 229V228H76ZM84 229H86V228H84ZM3 230V231H2ZM58 231H56V232H59L60 230L59 229H57ZM63 230V229H62ZM68 230H69V228H68ZM81 230V229H80ZM83 230V229H82ZM201 230H205L204 228H202ZM29 233H27V232ZM51 231V232H50ZM64 231V230H63ZM34 233V236L32 235ZM84 233V232H83ZM59 234V233H58ZM65 234V233H64ZM88 234V233H87ZM90 236V235H89ZM63 238V237H62ZM55 241L57 240V238L56 239H54ZM58 241V240H57ZM77 242H79V245L77 244ZM82 242V243H81ZM66 243V242H65ZM81 243V244H80ZM60 245H64V244H60ZM57 245H55L54 247H56ZM58 246H59V244H58ZM50 247H52L53 248V250L52 249H50ZM20 249H21V252H20ZM1 250H3V249H1ZM5 251H3V253H5V252H8L6 249H4ZM150 251H152V255H153V251L155 252L156 250L155 249H150ZM149 251V252H150ZM10 252V251H9ZM37 252H39V253H42V254H39L38 253V256L37 255H35V254H37ZM2 253V252H1ZM0 253V254H1ZM2 253V254H3ZM57 253V254H56ZM10 254V253H9ZM149 255L150 253H145L144 255L146 256V255ZM139 255V254H138ZM138 255H136V257L135 256H133L132 258V260L131 261H133V262H127V264H168V263H170L169 262V258H166V257H162L160 254H156V253H154V255L152 256H146V257H148L146 260L145 259H143L142 258V253L140 254V256H138ZM6 256H8V255H6ZM6 256H3L2 255V257H6ZM37 256V257H36ZM144 256V257H145ZM134 257L136 258V259H134ZM139 257H141L143 260H141ZM172 257H175V254L174 255H172ZM27 258V259H26ZM10 259V258H9ZM26 259V260H25ZM32 259V258H31ZM20 260H25V261H30V262H24V261H20ZM7 261V260H6ZM11 261H13V260H11ZM16 261V260H15ZM2 263H3V261H1ZM0 262V263H1ZM8 263H10V262H8ZM17 264H18V262H16ZM19 263V264H20ZM5 264V263H4Z\"/></svg>",
	"mask_w": 264,
	"mask_h": 264
}]
</instances>
